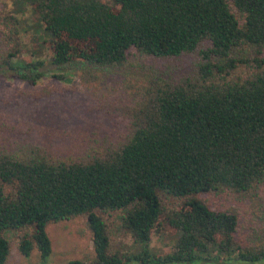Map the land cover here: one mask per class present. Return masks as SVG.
<instances>
[{"label": "trees", "instance_id": "16d2710c", "mask_svg": "<svg viewBox=\"0 0 264 264\" xmlns=\"http://www.w3.org/2000/svg\"><path fill=\"white\" fill-rule=\"evenodd\" d=\"M1 1L0 75L10 79L66 80L58 73L143 63L135 58L187 56L192 71L131 76L128 105L116 107L125 132L114 142L90 141L77 157L30 145L0 151V264L3 233H16L19 255L35 249L45 264V226L75 217L91 233L93 260L68 264L264 260V249L235 242V210L201 197L264 203V0H110L113 9L98 0ZM28 31L33 49L21 40ZM160 195L179 204L166 211ZM162 223L173 246L155 255L148 244ZM118 232L135 253L112 251Z\"/></svg>", "mask_w": 264, "mask_h": 264}, {"label": "rangeland", "instance_id": "374dc122", "mask_svg": "<svg viewBox=\"0 0 264 264\" xmlns=\"http://www.w3.org/2000/svg\"><path fill=\"white\" fill-rule=\"evenodd\" d=\"M98 1L114 8L110 0ZM5 3L10 7L7 0ZM31 37L30 31L21 36L28 49L35 47ZM21 58L27 60L28 56ZM135 59L143 63L108 70L84 68L70 70L66 74L62 71L58 75L66 80L45 76L35 84L0 75V151L12 153L30 145L44 149L56 158L77 157L91 144L90 141L114 142L125 132L126 121L116 113V107L128 105L129 97L125 92L131 91L127 85L131 76L141 72L149 74V70L168 75L174 72L185 75L192 71V61L187 56L161 60ZM160 196L166 211L179 204L175 198ZM201 197L212 208L235 210L238 225L234 240L238 245L264 249V203L251 205L234 200L232 203L227 197L215 194ZM162 224L158 227L159 232L150 236L148 244L155 255H165L173 246L174 235ZM45 232L51 247L45 264L89 263L93 260L91 233L83 217L47 224ZM3 236L8 242L4 264H41L35 249L26 258L19 255L16 233L7 231ZM115 242L111 245L112 251L128 254L137 251L136 246L130 244V239L121 232H118ZM208 264H264V260L243 262L220 255Z\"/></svg>", "mask_w": 264, "mask_h": 264}]
</instances>
